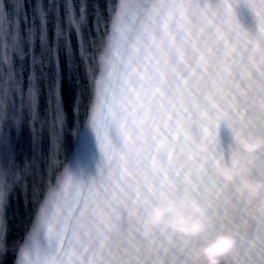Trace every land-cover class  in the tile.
I'll use <instances>...</instances> for the list:
<instances>
[{"label": "snow or ice", "instance_id": "obj_1", "mask_svg": "<svg viewBox=\"0 0 264 264\" xmlns=\"http://www.w3.org/2000/svg\"><path fill=\"white\" fill-rule=\"evenodd\" d=\"M245 2L258 17V32L253 36L241 29L245 37L241 41L222 33L208 18L224 12L235 20L229 0H219L215 7L211 0H118L111 21L114 39L109 36L114 44L110 83L103 89L94 119L85 123L96 132L95 146L105 166L98 179L88 181L82 178V167L67 168L60 191L75 189V194L63 203L67 211L63 225L57 231L60 205L36 229L37 238L26 242L15 264H198L193 256L198 237H184L166 225L154 231L142 226L149 208L169 195L199 201L209 230L235 236V249L221 264H264V219H254L249 211L252 202L242 200L235 183L216 173L224 161L216 150L222 123L237 145L241 137L264 139V0ZM63 4L79 34L72 0ZM85 8L81 0L80 21L85 19ZM38 14L45 45V13ZM61 34L57 24V39ZM0 40L5 47L10 41L24 56L19 21L10 31L4 0H0ZM28 43H35L32 29ZM39 62L33 56V64ZM14 88L21 97L19 107L9 102L6 86L0 91V121L8 120L14 107L27 105L35 122V78L26 94L20 92L18 81ZM57 107L50 127L60 129L64 114ZM222 107L227 114L221 113ZM202 117L214 120L211 132L201 123ZM91 143V138L84 140L85 154ZM238 152L239 145L232 155ZM255 156L264 163V149ZM243 160L248 166L246 178L264 179V172L249 162L247 154ZM225 198L236 209L231 218L219 211Z\"/></svg>", "mask_w": 264, "mask_h": 264}, {"label": "water", "instance_id": "obj_2", "mask_svg": "<svg viewBox=\"0 0 264 264\" xmlns=\"http://www.w3.org/2000/svg\"><path fill=\"white\" fill-rule=\"evenodd\" d=\"M72 2L79 34L76 26L67 19L64 0H4L10 31L19 21V46L25 54L21 58L10 41L5 47L6 42L0 40V91L7 86L9 102L19 107L21 97L16 94L14 84L18 81L20 92L26 94L34 77L38 99L35 122L27 105L23 109L14 107L9 111V119L0 121V264H15L21 250H26V242L37 238L36 229L44 220L50 219L49 213L61 205L62 213L56 224L57 231L60 230L67 215L63 203L75 194V189L60 191L67 168L75 170L82 167V178L88 181L98 179L105 166L103 154L95 146L96 132L85 123L94 119L103 89L110 83L115 36L111 21L113 6L118 0H84L83 21H80L79 11L81 0ZM211 3L215 7L219 0H211ZM229 3L233 6L235 20L221 12L218 16H208L211 24L241 41L245 39L241 29L256 35L258 17L253 9L245 0H229ZM39 10L45 13V45L40 40ZM57 24L62 33L59 39L56 37ZM29 29L35 33L32 45L28 43ZM110 34L113 39L109 38ZM5 56L7 63H4ZM33 56L40 62L33 64ZM224 87L227 91L228 86ZM57 106L64 114V124L60 129L50 127L55 121ZM220 111L227 114L223 107ZM213 122L211 117L201 118L209 132ZM193 132L198 135L195 128ZM86 138H91L93 143L85 154L83 143ZM217 138V154H222L227 162L238 145L224 123L217 131ZM253 208L254 203L249 208L251 213ZM219 211L225 218L236 214L230 198L221 202ZM220 233L206 231L197 238L198 248Z\"/></svg>", "mask_w": 264, "mask_h": 264}, {"label": "clouds", "instance_id": "obj_3", "mask_svg": "<svg viewBox=\"0 0 264 264\" xmlns=\"http://www.w3.org/2000/svg\"><path fill=\"white\" fill-rule=\"evenodd\" d=\"M238 145L239 152L231 155L227 162L221 161L216 173L223 179L235 183L236 193L242 200L254 203L251 213L254 219H264V179L246 178L248 166L243 160V154H247L249 162L264 172V163L255 156L264 149V139L241 137ZM162 225L184 237L196 238L209 230L210 222L199 201L179 195H169L154 204L142 221L143 228L148 231H154ZM235 246L234 235L220 233L211 242L197 248L193 256L198 264L200 262L221 264L222 258L232 253Z\"/></svg>", "mask_w": 264, "mask_h": 264}]
</instances>
